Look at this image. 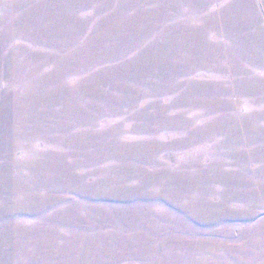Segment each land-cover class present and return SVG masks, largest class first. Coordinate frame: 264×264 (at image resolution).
I'll return each instance as SVG.
<instances>
[{
	"label": "rangeland",
	"instance_id": "374dc122",
	"mask_svg": "<svg viewBox=\"0 0 264 264\" xmlns=\"http://www.w3.org/2000/svg\"><path fill=\"white\" fill-rule=\"evenodd\" d=\"M0 264H264V0H0Z\"/></svg>",
	"mask_w": 264,
	"mask_h": 264
}]
</instances>
